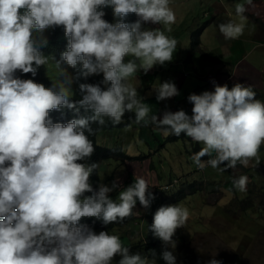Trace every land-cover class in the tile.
I'll use <instances>...</instances> for the list:
<instances>
[{"label": "clouds", "instance_id": "1", "mask_svg": "<svg viewBox=\"0 0 264 264\" xmlns=\"http://www.w3.org/2000/svg\"><path fill=\"white\" fill-rule=\"evenodd\" d=\"M193 2L218 55L195 22L182 42L175 0H0V264H227L211 246L186 259L173 236L189 199L222 211L252 187L239 239H264V184L226 177L264 160L261 51L255 87L236 82L254 73L243 51L264 50V0Z\"/></svg>", "mask_w": 264, "mask_h": 264}, {"label": "rangeland", "instance_id": "2", "mask_svg": "<svg viewBox=\"0 0 264 264\" xmlns=\"http://www.w3.org/2000/svg\"><path fill=\"white\" fill-rule=\"evenodd\" d=\"M178 4L177 9L181 12L180 23L179 27L181 32L186 33V36L182 38V42L186 45H189L188 39L191 36L190 28L194 30H199V27H188L184 30L185 22H195V24H199L201 28H206L205 33L202 35L203 38V45L205 47V51H210L216 55L220 54L223 51L222 45L216 41V30L213 28L214 25H211V28L206 27V24L209 21H213V18L204 17V10L199 8L196 2H193L191 7L192 0H186V3H182V0H175ZM182 5V7L180 5ZM188 6L189 8L183 13L182 8ZM238 23L242 22L244 24V32L243 35L247 33L254 34L256 27L254 23L249 21L248 19L240 21L237 20ZM190 23H186L189 25ZM173 33H178V28L174 27L172 29ZM254 37V36H253ZM247 40L246 38H244ZM255 43V40H247V45L251 46V44ZM179 41H177V45ZM259 50V51H258ZM261 51L264 54V50L262 48L255 49L253 53V58L255 59L256 52L259 54ZM246 64L245 60L240 62L241 69L243 72H248V69L242 68ZM264 91V90H263ZM264 95V93H263ZM109 145L111 143L107 142ZM158 146L157 144H155ZM177 153L181 160H186L188 157V150L189 147L183 145V143L177 144ZM141 149L144 153H149V148L145 145L141 146ZM262 151L264 152V144H262ZM153 159L157 158V155L152 157ZM148 163H144V167ZM264 167V160L260 165H257L254 161V158L249 161L247 167L242 166V170L238 173H229L226 177L229 179H235L242 176L244 173H250L254 176V183L252 185L254 187H259L260 185L264 184V177L262 176L261 172ZM239 170V169H238ZM133 171L136 175L141 176V178L145 177L147 173L143 170L139 169L138 167L133 168ZM214 179V178H212ZM212 181V180H211ZM264 187V186H263ZM262 187V188H263ZM255 193H258V189L254 192L253 187L249 194L235 197L233 195H223L221 201H227L229 204L227 208L222 211H217L215 206L211 208L208 207L209 200L207 196H203L197 203L196 206H193V203L197 201V198H192L186 201L185 203L191 208L189 214L192 215V219L190 224L185 223L183 227L178 228L175 232L173 238L184 237L186 241L184 242L183 257L188 259L192 254H197L205 251V247H213L215 250L212 252L216 256L218 254L227 262V264H264V260L259 257V245L261 242H264V239H260L257 241H251L249 239H239L242 226L240 224L239 219H237V215H241L242 209L248 210L255 205V197L253 201V196ZM216 206L219 205V202H216ZM144 224L138 222L137 229L143 228ZM187 239H193V241L188 242ZM224 239H230L233 241V247L230 249L229 245L221 244L220 242ZM138 239H133L136 241ZM146 240L143 241V245L146 244ZM176 249H180L178 245L175 247Z\"/></svg>", "mask_w": 264, "mask_h": 264}, {"label": "trees", "instance_id": "3", "mask_svg": "<svg viewBox=\"0 0 264 264\" xmlns=\"http://www.w3.org/2000/svg\"><path fill=\"white\" fill-rule=\"evenodd\" d=\"M257 13H259L260 15H262V12H261V9H259L258 11H257ZM262 16H264V14L262 15ZM243 54H244V56H245V61H247L249 64H247V65H244L242 68H246V69H248V67H251V69H253L254 68V73H253V76H251V77H249V76H246V75H243V74H241V77H240V80H239V76H237L236 77V82L237 83H247V82H249L250 81V84H251V86L252 87H255V83H256V81H255V79H253L254 77H256V76H258V75H261L262 73H263V70L261 69V58H260V56L261 55H255V59L253 58V53H250V52H244L243 51ZM253 79V80H252ZM258 87L259 88H264V85L263 84H258ZM126 220H127V218H125ZM115 223H113V224H108V225H103V229L104 230H106L107 228H109V227H111V226H113ZM260 258L262 259V260H264V254H262L261 256H260Z\"/></svg>", "mask_w": 264, "mask_h": 264}, {"label": "crops", "instance_id": "4", "mask_svg": "<svg viewBox=\"0 0 264 264\" xmlns=\"http://www.w3.org/2000/svg\"><path fill=\"white\" fill-rule=\"evenodd\" d=\"M240 53V52H239Z\"/></svg>", "mask_w": 264, "mask_h": 264}]
</instances>
